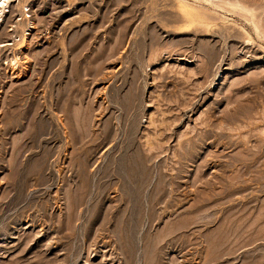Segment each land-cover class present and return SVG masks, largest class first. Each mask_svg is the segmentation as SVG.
<instances>
[{"label":"rangeland","instance_id":"obj_1","mask_svg":"<svg viewBox=\"0 0 264 264\" xmlns=\"http://www.w3.org/2000/svg\"><path fill=\"white\" fill-rule=\"evenodd\" d=\"M9 4L0 264H264V0Z\"/></svg>","mask_w":264,"mask_h":264},{"label":"bare ground","instance_id":"obj_2","mask_svg":"<svg viewBox=\"0 0 264 264\" xmlns=\"http://www.w3.org/2000/svg\"><path fill=\"white\" fill-rule=\"evenodd\" d=\"M12 0H0V19H3L5 16H6V11H8L9 9H8V7H9V2H11ZM228 3H230V2H228ZM10 11V10H9ZM24 12V11H23ZM29 16V15H28ZM34 21H30L29 22V24H30V26L29 27H31V28H34L35 27V25H34ZM28 26H26V27H24L23 29L25 30V32H26V30H29V32H30V30H31V28H27ZM24 32V33H25ZM27 34V33H26ZM30 34V33H29ZM16 35H13V41H17L18 39H15L14 37H15ZM23 41H22V43H19V44H22V45H19V48H22V51L24 50H26L25 49V46L27 45V37H25V35L23 34ZM13 43V42H12ZM11 43V44H12ZM18 43V42H17ZM8 45H10V43L8 42V41H3V40H1L0 41V48H2V47H4L3 49H5V47L6 46H8ZM17 63H18V57H16V56H13L11 59H10V61H9V63H8V66H9V70H13L16 66H17ZM14 72V71H13Z\"/></svg>","mask_w":264,"mask_h":264},{"label":"built area","instance_id":"obj_3","mask_svg":"<svg viewBox=\"0 0 264 264\" xmlns=\"http://www.w3.org/2000/svg\"><path fill=\"white\" fill-rule=\"evenodd\" d=\"M28 9H26L25 11H27ZM27 13V12H26ZM29 15V16H28ZM27 17H30V14L29 13H27V15H26V18ZM14 33H17L16 31L14 32ZM19 34V33H18Z\"/></svg>","mask_w":264,"mask_h":264}]
</instances>
